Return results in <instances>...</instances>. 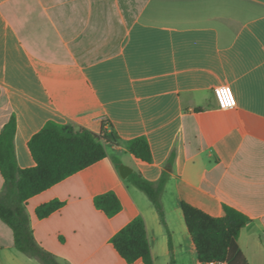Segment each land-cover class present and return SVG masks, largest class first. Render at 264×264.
I'll return each mask as SVG.
<instances>
[{
    "label": "crops",
    "instance_id": "1",
    "mask_svg": "<svg viewBox=\"0 0 264 264\" xmlns=\"http://www.w3.org/2000/svg\"><path fill=\"white\" fill-rule=\"evenodd\" d=\"M223 86L233 110L218 105ZM12 117L21 169L35 166L29 142L49 122L109 140L106 159L28 201L36 241L60 262L128 264L110 241L141 216L155 264H204L186 202L249 217L239 247L264 264V0H0V133ZM140 137L151 163L127 152ZM114 159L150 182L169 173L165 224ZM109 192L122 205L112 218L94 204ZM53 200L65 205L39 219ZM0 264H42L17 251L1 220Z\"/></svg>",
    "mask_w": 264,
    "mask_h": 264
},
{
    "label": "trees",
    "instance_id": "2",
    "mask_svg": "<svg viewBox=\"0 0 264 264\" xmlns=\"http://www.w3.org/2000/svg\"><path fill=\"white\" fill-rule=\"evenodd\" d=\"M17 123L15 117L0 133V173L5 181L0 192V220L13 232L18 252L40 261L42 264H67L36 241L27 210L28 201L75 174L101 162L108 157L104 132L95 134L71 125L49 122L32 137L29 149L35 166L21 169L15 152ZM119 138L113 133L111 142L119 145ZM127 152L143 162H152V152L146 138L140 137L126 143ZM117 168L122 163L114 159ZM174 162V155L169 165ZM169 173L164 172L158 182H150L133 173L129 183L142 191L156 207L165 224V209L162 201ZM97 209L109 218L122 210L121 202L114 192L97 196ZM65 203L53 200L37 208L39 219H46L57 212ZM182 212L188 231L197 247L199 261L204 264H249L239 247L241 231L251 222L250 218L230 206H224V216L217 218L186 202ZM118 255L128 264L143 261L155 264L143 217L129 222L111 239Z\"/></svg>",
    "mask_w": 264,
    "mask_h": 264
},
{
    "label": "built area",
    "instance_id": "3",
    "mask_svg": "<svg viewBox=\"0 0 264 264\" xmlns=\"http://www.w3.org/2000/svg\"><path fill=\"white\" fill-rule=\"evenodd\" d=\"M215 96L221 110L228 111L237 107V97L230 86L216 88Z\"/></svg>",
    "mask_w": 264,
    "mask_h": 264
},
{
    "label": "water",
    "instance_id": "4",
    "mask_svg": "<svg viewBox=\"0 0 264 264\" xmlns=\"http://www.w3.org/2000/svg\"><path fill=\"white\" fill-rule=\"evenodd\" d=\"M119 171H120L122 178L124 179H127L132 173V170L125 165H121L119 168Z\"/></svg>",
    "mask_w": 264,
    "mask_h": 264
}]
</instances>
